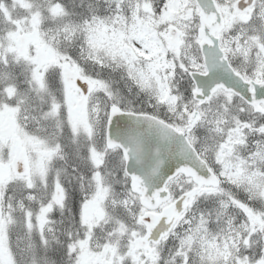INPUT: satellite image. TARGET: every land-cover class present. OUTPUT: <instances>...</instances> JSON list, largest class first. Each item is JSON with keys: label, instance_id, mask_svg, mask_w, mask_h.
<instances>
[{"label": "snow or ice", "instance_id": "snow-or-ice-1", "mask_svg": "<svg viewBox=\"0 0 264 264\" xmlns=\"http://www.w3.org/2000/svg\"><path fill=\"white\" fill-rule=\"evenodd\" d=\"M0 264H264V0H0Z\"/></svg>", "mask_w": 264, "mask_h": 264}]
</instances>
